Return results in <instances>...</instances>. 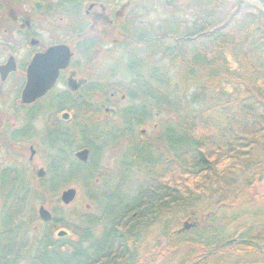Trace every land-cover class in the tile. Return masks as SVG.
Masks as SVG:
<instances>
[{"label":"trees","instance_id":"1","mask_svg":"<svg viewBox=\"0 0 264 264\" xmlns=\"http://www.w3.org/2000/svg\"><path fill=\"white\" fill-rule=\"evenodd\" d=\"M214 7L210 11L201 7V14H191V24L177 36L171 30L156 36L164 42L166 37L173 40L149 50L164 54L170 71L156 66L146 75L141 71V56L134 54L128 59L132 73L126 85L129 98H150V107L156 112L167 110L175 115L174 122L158 135L164 152L147 154V159L142 156L143 146L130 152L134 155L130 165L143 158L137 165L145 167L148 179L128 199L118 191L109 194L106 178L94 183L102 148L78 138L77 148H90L89 161L86 165L78 161L65 165L61 157L71 146L67 132L59 135L52 127L48 130L50 139L61 140V149L49 166L45 186L55 192L73 178L79 179L86 197L100 211L95 215L83 213L77 223L66 224L71 236L54 237L55 215L43 222L33 209L28 210L30 193L21 183L18 186L22 189L14 187V193L9 194L12 198L1 207L0 264H137L136 246L150 225L157 226V255L161 256L172 254L183 244L210 247L219 241L221 230L239 219V214L224 216L223 225L218 227L214 216L205 215V225L190 232L191 237L178 232L179 220L193 215L187 208H191L194 195L203 194L208 201L227 207L238 204L260 166L242 149L264 142V6L251 9L247 27L238 37L229 23L218 27ZM150 77L158 86L150 84ZM132 106L122 114L126 124L140 121L149 109L143 103ZM259 171L263 179L264 168ZM33 225L39 230H33ZM97 226L99 231H95ZM258 226V222L253 226L241 223L232 233L240 229L239 238H250ZM255 238L264 240V231Z\"/></svg>","mask_w":264,"mask_h":264},{"label":"rangeland","instance_id":"2","mask_svg":"<svg viewBox=\"0 0 264 264\" xmlns=\"http://www.w3.org/2000/svg\"><path fill=\"white\" fill-rule=\"evenodd\" d=\"M127 2L125 40L121 41L120 45L105 42L106 46L104 50L108 54L94 55L90 58L91 61L89 63L91 67L90 81L100 84L104 82H111L112 84V82H115L118 85L121 83L125 87L124 89L122 87L121 89H117L114 92L115 96L107 103L99 101L102 96L108 97L109 93L113 91L111 85L107 87L108 89L97 91V94H94L97 96V99H93L89 104L79 107L76 115L72 119L70 118V125H68V129L76 135L83 130L82 127H91V133H93L90 135H93L97 139L92 144L96 148H102L101 156L100 158L98 157L99 159L97 158L98 164L95 171L97 177H95L94 183L97 184L100 178H106L104 182L109 194L118 191L119 196L124 199L131 197L138 185H141L145 179H148V175H146L147 171L144 170L145 167L137 164H140L141 159H147L149 152H154L157 155L166 150L159 141L158 135L175 120V115L172 111L161 110L158 113L154 108L150 107L153 102L150 98L137 97L136 94V99H128L129 90H126V85L127 80L132 77V73L129 72L130 70H128L127 66L130 55L136 52V55L141 56V61L144 63L140 66L141 71L146 75H148V71L151 72L156 66L159 70L170 71L168 69L170 64H168L167 57L164 54L149 51L158 49L159 44L167 45L168 41L169 43L173 41L166 37V41L164 42V40L162 41L157 38L158 36H162L165 32H170V30L172 35L176 34L175 36H177V34L182 33L191 24L193 20L191 14H201L199 9L201 7H205V9L207 8L210 11L215 6L214 8L216 9L214 15H212L218 27L229 23V26L233 28V34L238 37L243 34L244 29L247 27L245 21L252 12L251 9L257 6H264V0H127ZM134 36L135 39L132 38ZM110 48L115 49L111 51ZM171 71L174 72V70ZM150 84L154 87L158 86L155 79L150 80ZM163 87L165 88L164 85ZM165 90L167 89L165 88ZM189 92L190 88H187V94ZM142 103L145 107L149 108L148 111L143 113L140 121L134 122L131 131H126V129H129V125L125 124L124 131V126H122L124 109L129 105L136 106ZM37 107H35L34 111H37ZM197 107L195 106V110L198 109ZM52 112L53 107L46 105L45 111L41 113V116H36L33 121L30 119V122H32L30 123L32 133L27 138L32 145V150L36 151L32 162H28L27 160L28 154L31 153L28 147H26V156L23 159L15 148H11V145L16 141H11L6 135L0 136V173L2 170L6 171L7 166L13 168V175L7 179L9 184L5 183L3 187H0V211L4 202L6 200L8 202L9 194L14 193L13 188L16 187L17 190L19 188L22 189V187L18 186L20 185V180L17 181L14 178V176H17L15 171L18 170L20 176H24L27 181L24 188L28 189L30 193L27 209H33L38 218L37 211L39 206H44L51 213L50 220L53 219L54 214L58 222L53 227V236L62 238L71 236L69 230L65 228L66 224L72 226V224L79 221V215L83 213L95 215L100 210L95 202L86 197L83 183L79 179L73 178L55 192L48 190L45 186V181H41V185L38 181L37 170L41 167V170L47 172L49 169L48 160L53 156V149L44 141V132L47 130L48 133L49 129L57 126L55 124L57 119L54 116L48 120ZM47 121H49V124L46 127ZM21 123L22 121L18 119L16 121L17 127ZM141 130H143L142 134H140ZM103 133L108 134L109 137L105 138L103 136L101 139L100 136L104 135ZM117 135L124 136H121L122 139L118 140ZM111 138L117 140L110 143L111 140L109 141V139ZM88 139L92 141V138L88 137ZM140 146L144 148L143 158L141 157L138 163L134 162V164L130 165L134 157V155L130 154L131 150L134 148L138 150ZM242 150L248 151L249 158L253 161L260 162V166L254 170L253 184L249 188V191L245 193V196L234 207H227V205L222 203L216 204L213 201L210 202L203 194L201 196L194 195L196 198H194L191 208H187V211L193 215L179 220V233H189L191 237L190 232L193 233V231L205 225V215L214 216L216 219L215 223L220 227L225 221V217L239 214V219H235L232 225L226 227L224 231L221 230V233L218 234L219 241L216 244H221L232 238L241 239L238 237L240 229H237L238 231L235 234L232 231L239 228L238 226L241 223L245 224V226L246 224L253 226L256 222H258L259 226L250 232V238L257 240V242L259 241V243L262 242V240H258L255 237L262 230L264 231V178L260 179L262 172L259 171V168H264V142L259 143L257 141L254 143V146H247ZM89 158L90 156L87 158L88 161ZM246 170L249 171L250 169ZM13 182H15V185H13ZM68 188L75 189V197L69 203L64 204L60 200V195L63 190ZM9 198H12V196ZM206 208L208 209L205 210ZM53 210L56 212L53 213ZM255 212L258 214H255ZM185 221L195 224L187 230L180 231ZM149 227L145 231H142L140 240L136 246L137 264H248V261H253L254 264H261V260H264V249L259 250L253 246L244 244L226 245L209 254L207 252L216 244L206 248H198L193 244H183L172 254L159 256L157 255V241H155V238L154 241L151 238L154 234L158 236L156 231L157 226L155 224ZM32 229L35 231L39 230L36 225H33ZM100 229V226H97L95 231H99ZM59 230H64L66 234L57 236ZM199 256H203V261H197Z\"/></svg>","mask_w":264,"mask_h":264},{"label":"flooded vegetation","instance_id":"3","mask_svg":"<svg viewBox=\"0 0 264 264\" xmlns=\"http://www.w3.org/2000/svg\"><path fill=\"white\" fill-rule=\"evenodd\" d=\"M127 8V0H0V136L6 135L11 141H16L11 148H15L23 159L26 156V147L29 151L33 149L27 138L32 133L30 119L33 121L36 116H41L46 105L53 107L48 120L52 116L57 119V133L61 135L63 131L67 132L66 140L71 146L69 150L65 149L66 152L61 157H64L65 165L68 161L78 160L77 151L87 149L88 155H91L88 146L76 147L78 138L84 137L91 144L97 141L90 135L93 133L91 129L81 130L76 135L68 129V125L79 107L97 99L94 95L97 91L108 89L111 85L113 91L108 97L102 96L99 101L107 103L115 96L117 89H124L125 86L121 83L100 84L90 81L89 63L92 56L107 53L104 50L105 42L120 45L121 41L125 40ZM132 38L135 39V36ZM58 45H64L68 49L66 65L57 70L52 85L42 95L30 103L23 102L21 95L30 61L38 54L41 65V55ZM110 49L113 51L115 48ZM36 106L37 111H34ZM18 119L22 123L17 127ZM122 121L125 131L126 123L124 119ZM48 124L49 121L46 122V127ZM133 124L127 122L129 129L126 131H131ZM142 133L143 130L140 131V134ZM121 136L124 135H117V139L121 140ZM88 137L92 138V141ZM44 138L46 144L53 149V156L48 160L49 167L51 162L55 161V155L57 157L60 153L61 140H51L47 130L44 132ZM117 139L111 138L109 141L111 140V143ZM35 152L33 150V153L28 154V162L33 161ZM9 167L0 173V187L5 183L9 184L7 179L13 175V168ZM38 171L41 172V167ZM15 174L17 176L14 178L20 180V184L27 182L18 170ZM46 174L47 172L43 171L44 176L41 177L36 173L40 185ZM151 238L156 241L155 234ZM217 249L219 248L212 252ZM197 261H203V256H199Z\"/></svg>","mask_w":264,"mask_h":264},{"label":"water","instance_id":"4","mask_svg":"<svg viewBox=\"0 0 264 264\" xmlns=\"http://www.w3.org/2000/svg\"><path fill=\"white\" fill-rule=\"evenodd\" d=\"M68 49L64 45H58L55 47L49 48L44 54L41 55V65L39 55H35L30 61L27 68V79L25 87L22 91L21 99L25 103H30L34 101L37 97L42 95L53 83L57 70L61 67H64L68 61ZM31 153L33 150L31 149ZM88 150L83 149L76 153L77 158L80 161H87ZM38 176L43 175V170L37 172ZM75 197V189L68 188L61 192L60 200L67 204ZM38 216L42 221H48L51 219V213L44 208V206H39ZM195 223H188L187 221L183 222L180 231L189 229ZM66 232L64 230H59L57 236H63ZM231 244H244L253 246L259 250L264 249V242H256L253 239H229L221 244H218L207 253H211L214 249L220 248L226 245Z\"/></svg>","mask_w":264,"mask_h":264},{"label":"bare ground","instance_id":"5","mask_svg":"<svg viewBox=\"0 0 264 264\" xmlns=\"http://www.w3.org/2000/svg\"><path fill=\"white\" fill-rule=\"evenodd\" d=\"M134 54H136V52H133L132 53V55H134ZM101 134H102V132H101ZM106 134V133H105ZM104 137L105 138H107V137H109L108 135H104ZM77 152H79V151H77ZM149 152V151H148ZM149 154H150V152H149ZM78 159V158H77ZM76 159V160H77ZM80 164H82V165H86L87 164V162H84V161H80L79 159L77 160ZM245 239H251V238H245ZM254 240V239H253ZM256 242H257V240H255ZM259 242V241H258ZM262 242H264V240H262ZM248 246V245H247ZM250 246V245H249Z\"/></svg>","mask_w":264,"mask_h":264}]
</instances>
